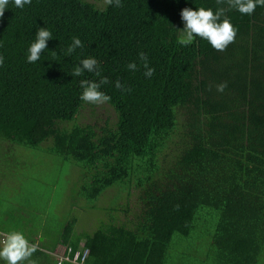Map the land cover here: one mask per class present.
<instances>
[{
    "label": "trees",
    "instance_id": "1",
    "mask_svg": "<svg viewBox=\"0 0 264 264\" xmlns=\"http://www.w3.org/2000/svg\"><path fill=\"white\" fill-rule=\"evenodd\" d=\"M122 2L32 0L0 19V179H11L0 189L24 182L20 148L78 167L72 208H95L88 202L113 187L127 196L136 190L141 203L131 218L105 208L91 232L76 231L71 217L50 241L56 234L44 227L31 260L72 264L79 251L82 264H264V8L249 16L227 0ZM185 7L223 8L238 29L235 41L223 52L198 37L181 46ZM39 27L52 39L30 64ZM73 37L83 47L67 55ZM140 52L155 69L150 78ZM87 57L97 59L100 77H73ZM101 77L109 80L100 90L115 118L97 126L80 119V81ZM5 197L0 190V234L20 230L34 241Z\"/></svg>",
    "mask_w": 264,
    "mask_h": 264
},
{
    "label": "rangeland",
    "instance_id": "2",
    "mask_svg": "<svg viewBox=\"0 0 264 264\" xmlns=\"http://www.w3.org/2000/svg\"><path fill=\"white\" fill-rule=\"evenodd\" d=\"M97 1L99 0H95V2ZM84 106L80 119L87 121V123L100 126L104 125L107 120L113 121L115 118L114 112L107 103L96 105L85 102ZM88 106H93L95 109L92 108L95 114L94 119L89 117ZM15 150L23 154L19 153L20 161H26L22 167L24 182L19 183L17 187L7 185L0 190L5 192L9 198L5 197L8 208H13L17 212L14 217L15 224L18 226H22L24 222L29 224L27 234H32L34 238V241H30L31 243L38 244V241L44 240V234L39 231L44 227H47L46 230L53 235L56 234L47 239L53 240L64 222L71 217L76 218V231L91 232L101 220L105 221V208L113 207L115 209L113 214L120 219L125 216L131 218L141 205V203L136 202V190H132L130 196H127L125 193L118 194V190L113 187L107 189L97 200L88 202L89 206L93 205L95 208H85L82 202L72 208L70 197L77 184L76 181H78V167L70 166L67 162L39 150L27 152H22L20 148H15ZM10 180L0 179V186L7 181L10 183ZM121 207H123L122 209L128 207L127 212H123ZM10 224L12 225L14 222L12 221ZM2 236L0 234V238ZM62 250L63 247L58 246L55 252L61 253ZM67 251L69 253L70 249ZM85 254L86 252L83 253V256ZM78 257L79 251H76L70 258V262L82 264L78 261Z\"/></svg>",
    "mask_w": 264,
    "mask_h": 264
},
{
    "label": "clouds",
    "instance_id": "3",
    "mask_svg": "<svg viewBox=\"0 0 264 264\" xmlns=\"http://www.w3.org/2000/svg\"><path fill=\"white\" fill-rule=\"evenodd\" d=\"M221 0H218V3ZM232 9H235L242 15H252L257 7L264 8V0H227ZM32 0H0V19L3 18L6 9L14 6L23 10L25 6L31 5ZM109 6L120 8L123 6L122 0H107ZM183 29L180 30L178 43L181 46H189L194 43L196 38L206 40L213 49L223 52L235 41L238 29L225 16L223 8L213 11L212 8H189L185 7L180 12ZM52 39V32L45 27L37 28L35 40L27 49L26 61L34 64L41 59L42 53L48 49V41ZM82 41L78 37L72 38V43L66 50L67 55H71L77 48H82ZM138 58L142 62L144 76L152 77L155 72L153 67L149 66L148 57L144 52L138 53ZM4 63V57L0 56V66ZM128 70L135 71L137 63L130 62L127 65ZM85 72L93 73L100 77L101 68L97 59L87 57L80 60L79 64L73 69L72 76L79 77ZM109 83L107 77H101L98 82L81 80L80 87L83 89L80 94V100L89 104H105L111 101V97L101 91V87ZM115 87L121 91H130L125 88L120 81L115 82ZM227 87L226 82L218 84L216 89L223 92ZM37 251V246L31 243L23 231L11 230L3 234L0 238V264H34L31 260L33 253Z\"/></svg>",
    "mask_w": 264,
    "mask_h": 264
}]
</instances>
